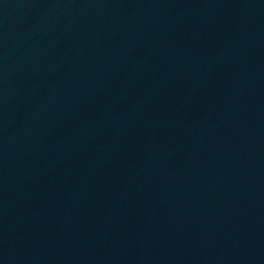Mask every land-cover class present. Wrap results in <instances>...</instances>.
Masks as SVG:
<instances>
[{"label":"water","instance_id":"water-1","mask_svg":"<svg viewBox=\"0 0 264 264\" xmlns=\"http://www.w3.org/2000/svg\"><path fill=\"white\" fill-rule=\"evenodd\" d=\"M0 264H264V0H0Z\"/></svg>","mask_w":264,"mask_h":264}]
</instances>
